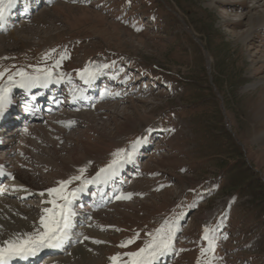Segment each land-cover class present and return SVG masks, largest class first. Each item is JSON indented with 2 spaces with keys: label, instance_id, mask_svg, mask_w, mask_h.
I'll use <instances>...</instances> for the list:
<instances>
[{
  "label": "rangeland",
  "instance_id": "1",
  "mask_svg": "<svg viewBox=\"0 0 264 264\" xmlns=\"http://www.w3.org/2000/svg\"><path fill=\"white\" fill-rule=\"evenodd\" d=\"M263 20L264 0H56L0 34V85L37 68L74 83L85 69L104 72L118 83L107 89L110 100L49 118L7 144L28 154L18 168L38 191L80 176L67 185L71 193L119 149L137 160L135 176L90 214L58 260L112 264L119 255L124 264L125 253L172 226L175 252L166 264H264ZM47 127L46 135L31 136ZM146 134L150 143L136 154ZM85 142L95 150L84 152ZM76 151L80 164L71 161ZM122 194L131 196L116 198ZM17 199L0 197L18 204L0 213L3 239L40 229L41 199ZM82 250L85 262L75 255Z\"/></svg>",
  "mask_w": 264,
  "mask_h": 264
},
{
  "label": "snow or ice",
  "instance_id": "2",
  "mask_svg": "<svg viewBox=\"0 0 264 264\" xmlns=\"http://www.w3.org/2000/svg\"><path fill=\"white\" fill-rule=\"evenodd\" d=\"M16 3V0H0V21L5 19L6 11L10 10ZM64 56H61V59H64ZM57 65L59 61L56 62ZM102 67H107V65H102ZM86 73V82L87 79L94 78L95 73L89 72L87 69L84 70ZM3 73H0L2 76ZM21 79L17 82L14 81L17 86L20 87H32L38 81H40L43 76L45 79L51 77L50 69H35L34 73H26L23 70H20L16 73ZM9 80H13L12 76H9ZM10 88L4 87L0 88V115H3L6 104L8 103V92ZM71 123V122H69ZM143 141H136L135 143H141ZM115 157L112 162L106 167L100 170L101 173L107 172L109 169H112L114 165L118 164L121 160L125 159L124 149H119L113 153ZM133 152L127 153V160H131ZM81 173L84 169L80 170ZM99 176V173L97 174ZM80 176L71 177L69 180L61 181L60 186L57 188H49L47 190L49 197L48 203L52 205V208L44 209V215L40 217V229H36L31 233H25L23 236L16 234L14 238L4 240L0 244V264H10V262L15 259H27L29 256L36 255L37 251L43 247H60L64 240L68 236V229L71 226L70 217L72 215L69 205L71 201L69 200V195L75 196V191L72 193H66L65 189L72 180H79ZM82 191L83 189H79ZM43 195V193H41ZM131 194L117 196V199H128ZM57 200L63 201L62 204H58ZM183 214H181L182 217ZM178 217L177 219H180ZM176 229L172 226H165L156 230V234L152 236V239L145 244L144 247L139 248L136 252L125 253L128 257V260L124 261V264H154V261L165 255L168 251L171 250L172 240L174 238ZM209 229H205L204 239L208 240V249L211 250L214 248V242L209 238ZM138 235V234H137ZM88 239V237H85ZM134 239H130L126 242H122L119 246L126 247L127 244L134 242ZM94 243H99V241H94ZM205 252L204 249H201V254ZM112 264H119L120 256L114 255L110 257ZM210 264V261L206 262Z\"/></svg>",
  "mask_w": 264,
  "mask_h": 264
},
{
  "label": "bare ground",
  "instance_id": "3",
  "mask_svg": "<svg viewBox=\"0 0 264 264\" xmlns=\"http://www.w3.org/2000/svg\"><path fill=\"white\" fill-rule=\"evenodd\" d=\"M258 2H260V0H258ZM262 2V1H261ZM253 3V2H252ZM257 3V2H256ZM15 6V5H14ZM13 6V7H14ZM12 7V8H13ZM261 7V6H260ZM11 8V9H12ZM32 8V7H31ZM15 9V8H14ZM252 9L254 10L255 7L253 6ZM29 11V8L27 7L25 9V13H27ZM32 15V13H31ZM3 25H6V19L3 20L2 22ZM9 25V24H8ZM260 25V27L263 29L264 28V20L262 23L258 24V26ZM258 26H252L250 27L251 29V32L253 31L254 28L258 27ZM19 33V32H18ZM16 34L14 32L11 33V36L13 37L14 40H18L20 39L19 37V34ZM21 44V43H20ZM97 63V62H96ZM102 68V67H101ZM92 72V71H91ZM102 73H95V76L94 77H97V75H101ZM86 73L85 75H83V82L84 83H88L92 80V78L90 79H87V82H86ZM44 84V83H43ZM43 84L41 85H38V86H43ZM36 89H38L39 87H35ZM6 107H9V106H6ZM73 119H75V117H72ZM87 118V117H86ZM89 119V118H88ZM136 120V119H135ZM73 121V120H72ZM88 122V120H87ZM90 122V121H89ZM90 125V124H89ZM88 126V125H87ZM50 129L52 130L51 128L52 127H47L46 129L42 128V129H35L34 128V132L31 134V136H35L37 137L38 135L40 134H43V135H46L48 130L47 129ZM17 135V133L15 131H13V133H11V138H14L15 136ZM260 139V138H259ZM260 140H264V136L262 135V138ZM147 141H149V137L148 135H145L144 136V141L141 143L142 145L141 146H144L145 144H147ZM29 145V144H28ZM24 146H27L26 145V142L24 144ZM5 147V146H4ZM28 147V146H27ZM109 147V146H108ZM14 148V147H13ZM95 146L94 144L92 143H89V142H85L84 144V149L83 151L84 152H90L92 150H95L94 149ZM6 149V147H5ZM24 151L20 150V148L14 150V149H10V147L7 148V152H6V155L8 156L7 159H8V162H10V157L12 155H14L13 159L11 160L12 162L9 163V166L6 167V163L5 161L1 160L0 159V171H3L5 172L6 174H8V176L12 177L13 179L7 184L8 186V190L6 191H3L4 194L7 195V197H14V198H19V199H22V200H27L33 196H38V199H41V201L43 202L42 203V206L41 208L43 209H46V208H50V203H48L49 199H51L52 197H49L48 195V192L47 190L51 187L55 188V185H52L51 187H47L46 191H38V190H34V188L31 187L30 185V182L28 181V179L24 178L23 175L21 174V171L20 169L18 168L19 167V164L21 165L22 164V161H23V158L24 159H28L29 157L27 156L28 154L24 155ZM17 154V156H16ZM20 156H23V158H19ZM18 157V158H16ZM82 158H83V155L82 153H77V151L75 152V154H72L71 156V161L74 162L75 164H80V162L82 161ZM65 159V158H64ZM15 163V164H12V163ZM24 162V161H23ZM33 162V161H32ZM48 162V161H47ZM52 162V161H51ZM73 163V164H74ZM71 164V163H70ZM74 164V165H75ZM17 165V166H16ZM68 168V167H67ZM70 168V167H69ZM70 171V169H65L64 172H60V175L61 176H64V173ZM120 171V169L116 168L115 169V173H118ZM59 175V176H60ZM28 178V177H27ZM97 182L98 180L100 179H95ZM104 183V182H103ZM41 193H43V195H41ZM76 198H78V195L76 196ZM17 199V200H19ZM47 203V204H46ZM20 205V204H19ZM21 206V205H20ZM28 206V205H27ZM16 207H18V204H15V203H12V202H9V201H0V213H7V212H11V211H15L16 210ZM19 210V209H18ZM25 212V211H24ZM31 212V211H30ZM29 213V212H28ZM12 214V213H11ZM22 214V212H21ZM30 214V213H29ZM5 216V215H4ZM19 221V220H18ZM35 223H38V221H35ZM25 224V223H24ZM39 225V223H38ZM40 226V225H39ZM3 235L4 233L0 232V244L3 243L4 240H7L9 238L5 237L3 239ZM10 237V236H9ZM14 238V237H13ZM82 255L83 258L82 260L85 262V257L86 255L88 256L87 252L85 250H82V251H79L77 253H75V255ZM58 258L60 257H56L55 261H52V264H66V263H69V262H65L64 260H58ZM89 261V260H88ZM77 264H80V263H77ZM84 264V263H83Z\"/></svg>",
  "mask_w": 264,
  "mask_h": 264
}]
</instances>
